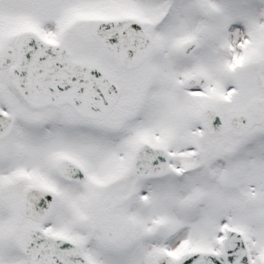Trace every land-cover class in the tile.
Instances as JSON below:
<instances>
[{
    "label": "snow or ice",
    "instance_id": "6c2138e0",
    "mask_svg": "<svg viewBox=\"0 0 264 264\" xmlns=\"http://www.w3.org/2000/svg\"><path fill=\"white\" fill-rule=\"evenodd\" d=\"M0 264H264V0H0Z\"/></svg>",
    "mask_w": 264,
    "mask_h": 264
}]
</instances>
